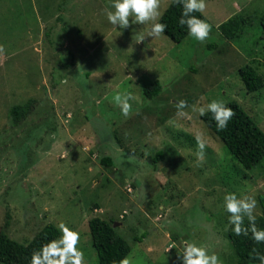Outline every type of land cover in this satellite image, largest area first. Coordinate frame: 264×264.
<instances>
[{
	"label": "rangeland",
	"instance_id": "obj_1",
	"mask_svg": "<svg viewBox=\"0 0 264 264\" xmlns=\"http://www.w3.org/2000/svg\"><path fill=\"white\" fill-rule=\"evenodd\" d=\"M171 1L161 0L162 13ZM110 2L0 0V230L26 245L47 225L59 239L63 222L79 232L86 264H98L88 227L98 217L128 242L132 264H182L184 241L237 264L224 197H255L261 216L264 160L245 170L199 109L235 101L264 132V87L248 94L238 76L251 65L264 79V0H206L209 39L179 44L150 36L152 22L111 25ZM232 17L245 25L229 41L218 26ZM155 82L160 94L148 100ZM126 92L135 97L127 118L114 101ZM29 99L33 113L11 128L8 109ZM197 136L206 142L199 164Z\"/></svg>",
	"mask_w": 264,
	"mask_h": 264
},
{
	"label": "trees",
	"instance_id": "obj_2",
	"mask_svg": "<svg viewBox=\"0 0 264 264\" xmlns=\"http://www.w3.org/2000/svg\"><path fill=\"white\" fill-rule=\"evenodd\" d=\"M182 7L174 3V0L167 6L162 13V17L157 22L167 24V29L163 34L175 44L181 43L188 35L186 27H181L178 20L181 16ZM199 19L205 20L200 12L192 13ZM245 25V21L240 17H232L218 26L220 34L229 41H234L240 36V32ZM261 29V40L264 41V16L259 19ZM238 76L248 94L260 91L264 87V79L256 68L245 65L238 70ZM161 87L155 82L143 90L146 99L152 100L160 94ZM34 99H29L21 105H14L8 109V123L11 128H18L33 113ZM235 112L236 116L229 122L224 131H218L212 114L209 112L200 116V121L210 130L213 135L223 144L232 158L245 170H251L264 160V132L255 124L252 118L235 101L226 103ZM163 152L158 151L157 160L162 159ZM156 160V161H157ZM102 166L110 168L113 160L104 156L100 160ZM262 205V215L256 217V225L264 229V197H260ZM245 221V225H247ZM8 225L5 223L3 228ZM113 222L94 217L88 222L89 233L92 246L96 252L98 264H113L129 255L131 249L128 242L119 236L112 227ZM58 229L51 225L36 234L26 245L11 240L4 230H0V264H30L31 256L34 251L41 248L50 240L58 238ZM144 236L135 238L134 241H141ZM227 238L230 248L236 257L237 264H260L258 260H250L249 254L252 249L264 255V244H257L251 237L236 236L231 230Z\"/></svg>",
	"mask_w": 264,
	"mask_h": 264
},
{
	"label": "clouds",
	"instance_id": "obj_3",
	"mask_svg": "<svg viewBox=\"0 0 264 264\" xmlns=\"http://www.w3.org/2000/svg\"><path fill=\"white\" fill-rule=\"evenodd\" d=\"M174 3L182 7L178 24L186 27L188 35L198 42H205L212 32V25L203 19H199L192 13H204L207 8L206 0H174ZM109 8L105 9L108 22L120 29H128L135 24H151L149 35L160 37L167 29V24L156 22L162 17L161 0H111ZM134 18V19H133ZM144 41L140 36L137 43ZM6 55V48L0 44V58ZM135 97L131 93H117L114 96L115 103L120 107L121 114L129 117L132 113L130 101ZM178 116L187 115L183 111L187 107L186 101L178 104ZM211 113L218 131L227 129L229 122L236 116V112L225 104L223 100L213 99L206 107L199 109L200 116ZM197 142V163H202L205 155L206 142L202 136L196 137ZM258 201L255 197L244 195L239 197L235 193H228L224 197V208L228 215V224L236 236H248L251 233L252 239L257 244H264V229L256 225L255 210ZM247 219V225H245ZM62 235L59 239H53L42 245L31 256L30 264H86L84 252L79 249L80 234L68 228L63 222L59 225ZM250 260H258L264 264V255L253 248L249 254ZM113 264H132L130 257H124ZM182 264H222L220 257L215 252L209 254L206 246H198L194 242L184 241Z\"/></svg>",
	"mask_w": 264,
	"mask_h": 264
}]
</instances>
